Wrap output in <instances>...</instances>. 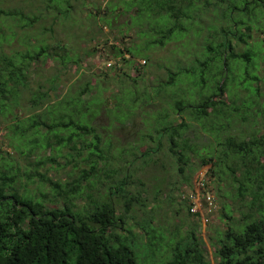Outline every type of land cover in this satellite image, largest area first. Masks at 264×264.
Returning a JSON list of instances; mask_svg holds the SVG:
<instances>
[{
  "label": "trees",
  "instance_id": "trees-1",
  "mask_svg": "<svg viewBox=\"0 0 264 264\" xmlns=\"http://www.w3.org/2000/svg\"><path fill=\"white\" fill-rule=\"evenodd\" d=\"M73 1L47 0V3L48 6L54 4L56 11H59L56 19L61 17L67 20L71 16ZM223 1L227 2V6L222 8L226 26L217 33L219 35L216 40L206 38L197 51L189 53L193 59L188 65L192 67H179L177 71L169 72L167 81L153 93L154 97L160 99L163 89H170L173 95L179 91L185 92L188 89L183 86L190 79L199 88L191 96V99L197 97V102L193 103L190 98L184 99V95V98L180 96L171 102L170 99H164L163 103L167 108L162 107L160 111L157 108L156 115L152 114L153 121L144 123L150 130L139 142L148 145L147 149L141 153L137 146H132L134 152L138 151L136 154L132 152L131 161L121 165L119 169H104L117 176V180L108 181V186L106 185L107 201H94L93 208L80 209L72 198L77 196L83 182H75V189L68 192L60 182L51 181L54 191L65 198V201H57L51 205L29 192L20 195L11 186L15 181L14 176H0V264H210L206 258L203 239L197 234L198 227L195 228L194 224L179 240L173 244L168 243L166 263L163 261L164 257L160 256L157 261L152 256L163 249L164 235L152 225L154 208H145L146 198L128 195L127 186L132 184L130 178L136 162L140 160L142 164H149L154 156L163 151L183 174L186 171L192 172L193 164L199 162L200 165L209 166L207 173L218 181L223 175H228L236 194L246 201L249 210L242 213L241 221L236 224L227 223L223 231L213 239L215 264H264V127L260 130L255 125V129L249 131L248 135L237 128L248 121L250 110L259 104L258 97L261 96L257 93L259 88L256 85L261 78L255 72L254 75L249 72L257 70L263 59L264 0ZM237 2L241 3L238 5ZM107 3L110 13L118 8L122 12L133 13L131 22L138 28L136 37L139 43L125 50L113 46L122 56L124 64L137 67L135 59H147L145 52L153 46L162 47L170 41H181L188 34H196V17L200 7L193 0H109ZM237 13H244L243 17L235 18ZM17 15L19 14H6L13 19ZM89 16L98 22L103 21L99 13L94 15L89 12ZM37 19L38 17L27 19L28 25ZM111 19L112 17L106 20L109 26H112ZM253 32L261 35L255 37ZM240 43L245 45L243 52L236 50ZM125 55L130 58L126 59ZM77 57L76 52L69 53L66 49L63 54L56 51L50 53L48 45H42L34 53L25 55L0 54V120L14 115L23 92L31 91V66L39 62L45 63L50 58L61 64L72 60L78 62ZM178 66L180 65L177 64L176 67ZM195 68L200 70L199 75ZM240 69L250 75L246 77L249 79L248 87L240 83L228 85V74H235ZM125 75L129 77V74ZM180 78L186 80L181 81ZM49 84L47 89L31 91L29 105L32 108L39 109L55 99V81L51 80ZM240 87L250 91V99L242 101L238 91ZM90 90L92 88L87 82L72 96L53 106L48 105L45 119L37 120L33 117L28 121L32 120V136L44 140L41 143L33 139L34 148L52 147L50 142L54 140L64 146L73 143L71 150L78 151L76 141H82L81 149H89L88 157H95L92 161L89 159L91 168L101 171L99 160L105 162L104 167L111 165L100 149L102 136L93 125L94 119L105 110L109 116L123 124L132 116L131 112L142 99H116L113 104L110 100L97 99L95 96L85 98ZM148 99L151 100L149 95L147 102ZM239 101L241 105L238 104ZM261 108L263 111L260 113L264 112V105ZM41 128H44L43 133L39 131ZM25 131L27 132L21 123L14 125V135H21L26 140L22 145L26 150L30 139L27 141L24 138ZM200 133L211 140H204ZM89 135L92 136V141L87 143L85 139ZM70 157L75 159L73 155ZM83 173L86 175L85 170ZM40 194L46 196L43 192ZM110 197H118L122 201V213H117ZM187 198V208L191 212ZM52 202L54 201L50 200ZM134 205L140 207L141 211L144 210L146 215L142 224H133L140 226L137 232L127 227L128 219H135L132 215ZM225 209L223 207L222 216L231 222L233 219ZM216 211L217 208L214 212ZM191 216L198 217L199 213L191 212ZM145 251L150 253L146 254Z\"/></svg>",
  "mask_w": 264,
  "mask_h": 264
},
{
  "label": "rangeland",
  "instance_id": "rangeland-1",
  "mask_svg": "<svg viewBox=\"0 0 264 264\" xmlns=\"http://www.w3.org/2000/svg\"><path fill=\"white\" fill-rule=\"evenodd\" d=\"M108 1L74 0L72 2L73 9L70 12L71 16L65 20L61 17L55 18L59 11H56L54 4L48 6L47 0H0L1 55L34 53L35 49L42 45H48L50 53L56 51L63 54L66 49L69 53L76 52L78 55V62H72V60L69 63L61 64L58 60L50 58L45 63L39 62L37 65L31 66L29 90L47 89L50 86L49 82L55 81L56 91L53 92L55 99H51L49 106L72 96L87 82L90 83L92 90L86 93L85 98L95 96L97 99L110 100L109 102H113V104L116 99L135 97L142 99L141 103L139 102L133 109V113L131 112L132 116L126 119L123 124L118 123L120 121L113 119L105 110H102L94 119L93 125L102 136L100 149L103 157H107L111 165L104 167L105 162L97 159L100 162V171L91 168V161L95 157H88L89 149H81L82 141H76L78 151L71 150L73 143L70 146H64L54 140L50 142L52 147L36 146L34 148L33 139L41 143H44V140L32 136L33 132L30 130L32 120H28L33 117L37 120L45 119V111L48 105L39 109L32 108L29 105L31 91H24L19 106L14 110V115L0 120V176L2 174L14 176L15 181L11 186L20 195L29 192L47 204L54 205L57 201H65V198L54 191L51 181L60 182L63 189H68V192L75 189L73 187L75 182L80 181L83 182L80 186L81 190L77 196L72 198L80 209L93 208L94 201H107L106 185L108 186V181L117 180V176L105 172L104 169H111L110 167L119 169L121 165L131 161L133 159L132 152H134L132 146H137L141 153L147 149L148 145L139 142L144 134L150 130L144 123L153 121L152 118L153 115H156L157 108L159 111L162 107L167 108L166 104L163 103L164 99H170L171 102L172 99L183 97V95L185 96L184 99H191V96L199 90L189 79L183 86L188 89L183 91L184 93L179 91L173 95L170 89H163L159 95L160 99H158L153 94L156 88L167 81L169 72L177 71L179 67L191 68L192 66L188 64L193 58L190 57L189 53L197 51L198 46L203 44L206 38L215 41L219 35L217 33H220L221 28L226 26L222 17V8L227 6L225 4L227 2L224 3L223 0H193L200 7V12L197 13L198 16L196 17V34H188L181 41H170L165 46H153L148 51L146 50L147 59H135L137 68L124 64L122 56L113 49L115 46L125 50V48H130L139 43L136 37L138 28L136 29L131 22L133 13L122 12L121 8L110 13L107 9ZM89 12L94 15L99 13L103 21L98 22L89 16ZM9 13H18L19 15L13 19L6 16ZM240 14L237 13L235 18L237 16L243 17L244 13ZM262 15L264 24V10ZM34 17H38V19L28 25L27 19ZM110 17H112V26L106 23ZM246 22H248L247 19ZM253 34L255 37L261 35L259 32H253ZM56 46L61 48H56ZM244 49L243 43H240L236 48L239 52H243ZM127 57L125 55L126 59L130 58ZM177 64L180 66L176 67ZM258 66L257 70L249 72V74L254 75L255 72L261 78L256 82L259 88L257 93L261 95L258 97L259 104L250 110L251 116L248 117V121L237 127L242 130L241 133L246 135L255 129V125L260 130L264 127V112L260 113L263 111L261 107L264 105V52L263 59L260 60ZM195 72L199 75L200 70L195 68ZM125 74H129V77ZM249 74L245 73L244 69H240L235 74H228V85L240 83L248 87L249 82L247 80L249 79L246 77L247 75L250 77ZM186 78L179 80L185 81ZM240 89L238 91L242 101L250 99L248 98L250 91L247 92L242 87ZM148 95L151 100L148 99L147 102ZM197 99L196 97L191 100L194 103L197 102ZM148 103L150 105H145ZM238 104L241 105L240 101ZM16 123H21L23 129L27 130L24 138L27 141L30 139V141L26 150L22 147L26 140H23L21 135H14ZM43 129L41 128L39 131L43 133ZM200 134L204 140H211L204 133ZM85 141L90 143L92 136H86ZM149 143L152 145L151 142ZM137 151L135 150L134 153L136 154ZM70 155L75 156V159H72ZM193 165L194 171L192 169V172L186 171L183 174L170 159V156L164 154L163 151L159 152L158 156H154L153 161L149 164H142L139 160L132 168L130 178L132 184L127 186L128 195L147 199L145 208H149V210L154 208L152 211L155 213V215L152 214V218H154L152 225L159 229L165 238V242L162 244L164 252L163 249H160L161 252L158 251L154 253L156 255H152L157 261L161 256L164 257L163 261L166 263L169 254L168 243L173 244L174 241L179 240L194 224L195 228L198 227L197 234L203 239L206 258L210 264H215L213 239L219 235L220 231H223L224 227L228 225L227 223H239L243 216L242 213L249 210L246 201L236 194L232 179L228 175H223V178L218 181L216 177H211L207 173L209 166L200 165L199 162ZM83 170L86 171V175H84ZM83 176H86L85 179H82ZM202 182L207 191H210L216 198L217 211L212 213L209 222L205 221L206 213L203 208L197 211L198 217L191 216L185 198L187 193L197 192ZM41 192L46 196H41ZM200 193L203 192L200 191ZM53 196L56 197L53 198ZM110 199L115 204L117 213H122V201L118 197H110ZM50 200L54 202L50 203ZM223 207L233 219L231 222L229 219L223 218ZM133 208L134 211L131 213L135 219L129 217L127 227L137 232L140 226L133 224L137 222L142 224L146 215L145 211H141L137 205H134ZM148 253L150 251L146 254Z\"/></svg>",
  "mask_w": 264,
  "mask_h": 264
},
{
  "label": "built area",
  "instance_id": "built-area-1",
  "mask_svg": "<svg viewBox=\"0 0 264 264\" xmlns=\"http://www.w3.org/2000/svg\"><path fill=\"white\" fill-rule=\"evenodd\" d=\"M200 191L203 193L201 194ZM187 196H189V198H187ZM185 198L189 199L188 201L190 202L191 212L196 213L201 208H203L206 213L205 221L209 222L210 218L212 217V213L217 207L214 196L210 191H207L205 184L203 182L200 183L199 190L194 193H187Z\"/></svg>",
  "mask_w": 264,
  "mask_h": 264
}]
</instances>
